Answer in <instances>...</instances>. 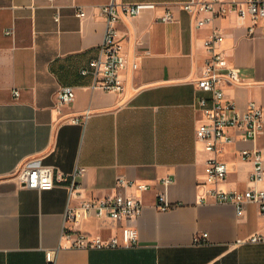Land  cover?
Returning <instances> with one entry per match:
<instances>
[{
	"label": "crops",
	"instance_id": "1",
	"mask_svg": "<svg viewBox=\"0 0 264 264\" xmlns=\"http://www.w3.org/2000/svg\"><path fill=\"white\" fill-rule=\"evenodd\" d=\"M108 1L0 0V264H47L46 251L57 248L56 264H264V243L236 244L264 232L259 206L247 203L239 215L233 203H218L208 193L214 186L231 191L251 184L253 162L240 151L259 149L264 156V134L253 140L235 133L236 141L219 156L227 177L205 184L212 153L196 137L205 118L194 107L205 93L196 82L208 56L204 41L214 32L241 71L240 82L224 86L226 97L241 108L250 100L264 105V19L252 37L253 21L236 14L198 27L180 6L188 0H117L142 4L138 15L117 23L123 51L137 55L139 65L126 75L121 95L94 87L93 75L81 72L103 41L100 7ZM168 7L175 20L163 22L159 17ZM61 87L76 95L58 107ZM31 161L65 173L87 167L77 179L81 198L69 199L67 182L43 191L23 187L16 174ZM119 176L150 185L136 221L137 244L71 247L62 236L69 200L114 193ZM165 177L173 179L169 197L177 206L161 211L156 195ZM76 227L104 238L118 231L93 215ZM202 233H208L207 243L195 244Z\"/></svg>",
	"mask_w": 264,
	"mask_h": 264
},
{
	"label": "built area",
	"instance_id": "2",
	"mask_svg": "<svg viewBox=\"0 0 264 264\" xmlns=\"http://www.w3.org/2000/svg\"><path fill=\"white\" fill-rule=\"evenodd\" d=\"M180 6L195 19L198 27L229 14L249 17L253 24L249 26L248 35L252 37L256 35L258 21L264 19V0H188L180 3ZM141 7V3H120L117 0H109L100 7V14L106 20L105 35L97 56L81 71L84 75H93L94 87L121 95L126 92V75L138 69V57H130L123 51L117 23L122 16L138 15ZM77 15L84 17L85 11L79 9ZM159 19L163 22L174 21L172 8L168 7ZM55 21H60L59 13L55 15ZM6 33L13 34V29H8ZM221 40L222 35L214 32L204 41L208 56L196 82L198 88L205 93L196 97L194 102L195 109L201 111L205 118L196 128V137L204 143L205 149L212 153L205 167V184L209 185H217L227 177L228 165L219 156L225 147L236 141L235 133H241L245 139L253 140L264 134V105L250 100L241 108L234 100L226 97L224 86L240 82L241 71L239 67L229 63L224 51L219 48ZM14 93L19 95L18 90ZM75 95L74 88L61 87L57 92L56 105L62 107L69 104ZM240 155L253 162L249 178L251 184L244 190L231 191H223L214 186L208 193L218 203H233L239 215L243 213L245 204L256 203L264 217V186L259 185L264 181V156L259 149H243ZM87 170L85 166H77L73 172L65 173L53 166L31 161L18 171L16 178L23 187L40 191L51 190L67 182L65 187L69 192V199L81 198L82 186L77 179L84 176ZM172 183L171 177L161 179L162 188L156 195V208L161 211L177 206L169 197V187ZM149 188L150 185L146 182L119 176L114 193L103 197L82 198L77 204H72L69 200L64 212L63 238L69 239L70 246L78 249L117 248L137 244L139 232L136 221L144 207L142 196ZM203 200L201 197L200 201ZM90 215L101 221L113 222L118 231L104 238L76 227ZM207 237L208 233L197 234L194 243L204 245L207 243ZM245 243H264V232H255L236 241L237 245ZM58 250L59 248L46 251L47 264H56Z\"/></svg>",
	"mask_w": 264,
	"mask_h": 264
}]
</instances>
